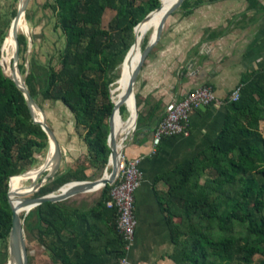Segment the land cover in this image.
<instances>
[{"label":"trees","instance_id":"1","mask_svg":"<svg viewBox=\"0 0 264 264\" xmlns=\"http://www.w3.org/2000/svg\"><path fill=\"white\" fill-rule=\"evenodd\" d=\"M161 1L54 0L49 5L56 17L54 27L61 29L64 38L60 67L49 64L43 80L30 69L25 82L40 106L49 100L69 107L76 126L84 130L87 152L35 195L90 179L89 169L101 171L107 166L109 119L114 108L111 90L121 81L120 65H129V56L123 60L135 42V27ZM219 1L183 0L174 13L188 15L201 4ZM107 10L115 15L104 26ZM144 25L137 27V36ZM5 34L0 27V241L9 238L12 226L10 179L12 189L20 173L35 162V153L49 148L48 136L33 121L22 90L3 72ZM18 43L22 58L28 48L22 32ZM19 68L25 73L24 63ZM240 85L238 99L225 100V121L213 143L159 178L167 186L161 203L173 243L170 259L175 264H264V68L245 76ZM124 110L125 104L121 114ZM142 121L140 112L137 126ZM110 187H102L101 199L89 211L70 210L64 201H47L32 208L24 218L26 237L37 240L53 264H118L125 242L117 230L116 209L106 205ZM106 214L111 225L101 241L96 225Z\"/></svg>","mask_w":264,"mask_h":264},{"label":"crops","instance_id":"2","mask_svg":"<svg viewBox=\"0 0 264 264\" xmlns=\"http://www.w3.org/2000/svg\"><path fill=\"white\" fill-rule=\"evenodd\" d=\"M169 16L138 75L135 93L143 121L130 133L123 150L127 159L141 158L142 182L135 192L137 228L129 251L133 264H175L170 259L173 243L161 203L167 186L159 178L213 143L224 124L225 100L231 91L245 76L264 68V0H222L201 4L188 15L178 12ZM127 71V67H121L120 80ZM202 85L213 89L219 103L191 111L189 136L165 138L153 153L154 132L165 105ZM127 103L130 114L131 106ZM65 138V153H86L82 134L74 140L69 132ZM107 167L108 164L104 172ZM103 170L89 169L90 179L86 180L100 178L98 173ZM101 189L80 192L61 201L70 210L89 211L101 199ZM110 225L109 214L104 220L98 219L101 241ZM41 256L43 261L53 264L49 254L42 252L38 258Z\"/></svg>","mask_w":264,"mask_h":264},{"label":"water","instance_id":"3","mask_svg":"<svg viewBox=\"0 0 264 264\" xmlns=\"http://www.w3.org/2000/svg\"><path fill=\"white\" fill-rule=\"evenodd\" d=\"M28 2L29 0H19L18 1V7L16 10V14L13 16L12 18V22L11 25L9 27V30L6 34V36L10 33L13 32L14 36H15V46H14V51H13V71L11 72V74H8L6 72L5 66L2 63V57H1V65H2V69L3 72L6 76L10 77L11 79H13L17 85L19 86V88L22 90L27 104L30 108V112L33 118V121L35 123H38L41 125V127L43 128V130L46 132L47 136H48V140H49V151H51V147H52V153H51V157L47 158L46 163L44 165H47V163H51L54 164V169L48 171L45 176L38 181V179L42 176V174L44 173L45 166H41L39 169V173L37 175V179L32 183V187L31 189L26 192L23 193L20 198H19V202L14 204L13 202V196H12V189H11V179L9 182V190H8V201L10 203L11 209H12V226L10 229V233H9V261L8 264H29L28 261V249H27V244H26V237H25V229H24V219L21 216L20 210H24L25 214H27L32 208L47 202V201H52V202H57V201H61L64 200L74 194L80 193V192H85V191H91V190H96L99 188H102L103 186L107 185V184H112L117 171H118V167H119V157H120V152L121 150H119V139L120 136L117 132V130L115 129V121H116V117H119L121 119H123V116L121 114L120 111V107L121 105L125 104L126 109L128 110L129 107H127V101L128 98L133 96L135 97L136 100V109H137V120L135 123V126L139 120V109H138V102L136 99V93H135V85H136V81L138 78V75L142 69V66L147 58V56L149 55V53L151 52V50L153 49V47L157 44V42L159 41L161 34H162V28L164 26V23L167 19V17L169 15H171L172 13H174L175 11L178 10V8L180 7L181 3L183 2V0H174L167 8H165L162 11V15L161 18L157 24V26L155 27V29L152 32V35L150 37V39L148 40L146 46L144 47V49H142L140 56L138 58V61L134 67V69L132 70L131 76L129 78V82H128V87L125 91V93L120 96L118 98V100H114L113 99V89L111 90L112 93V99L114 101V108H113V112L110 116L109 119V124H110V133H109V137H108V144L111 150L110 153V157H109V161L108 164L111 166V169L109 172H104L103 176H101L98 179L95 180H83V181H71V182H67L64 185L60 186L59 188L55 189L54 191L47 193L45 195H41V196H30V194L37 192L40 190V188L42 186H44L47 182H50L52 180H54L56 174L59 172L62 162H63V151H64V147L61 143V141L59 140V137L57 136L55 130L48 124L47 122V116L43 110V108L37 103V101L33 98V96L31 95L26 82H25V77L21 76H17L16 71H19V67H18V61H19V43H18V32H19V26L18 23L20 21V18H24L25 19V12L28 6ZM161 6H162V1H161ZM161 6L156 9L155 11L151 12L149 15H147L134 29L135 31V42L133 43V45L131 46V48L129 49V51L127 52L123 62L126 61V59L128 58L131 50L133 49L134 45L136 44L137 41V27L146 22L149 21L152 17V15L157 12V11H161ZM6 36L4 38V41L2 43V48H1V55L3 52V47H4V43H5V39ZM29 45L32 44L31 42V38L29 37ZM124 120V119H123ZM129 120V117L126 119ZM124 120V121H126ZM31 170H27L21 174H25L28 173ZM64 186H69L67 190H63Z\"/></svg>","mask_w":264,"mask_h":264},{"label":"rangeland","instance_id":"4","mask_svg":"<svg viewBox=\"0 0 264 264\" xmlns=\"http://www.w3.org/2000/svg\"><path fill=\"white\" fill-rule=\"evenodd\" d=\"M18 1L19 0H0V27H3L4 30H6V34L12 22L11 21L13 18L12 12L15 9L17 10ZM53 3L54 0H29L28 2V6L25 14L28 16L29 19H26V15H25V21L18 25L19 26L18 34L22 32L27 36V38L30 37L32 44L29 45V39H28V48L21 55L22 58L20 57V53H19L18 67H19V63H24L26 70L25 73H23L19 68L20 77L23 76L26 79L29 70L33 69L36 72V74L39 76L40 80L41 79L43 80L44 74L47 72L49 64H52L57 68L60 67V63L58 62L59 49L63 47L64 38L61 29L59 27L58 28L54 27V23L56 22V17L49 8V5ZM113 15H115L114 11L107 10L105 12V15L103 17L104 26L108 25V22L110 21ZM168 18H170V16ZM151 35H152V29L146 32L142 42V49H144L143 43L145 39L149 40ZM11 48L12 47L10 45V41L8 40L6 50L11 51ZM133 54H135V51L133 52ZM12 61L14 63L13 58L10 61L9 58H7L6 69L8 72L13 71ZM123 66L124 68H126L127 65L123 64ZM127 68H129V65ZM120 71H121V65L118 69L119 74ZM115 82H117V79ZM114 83L112 84V86L114 85ZM120 91L121 90L117 92ZM41 107L43 108L47 116L48 124L51 127H54L53 129L57 132V135L59 136V139L61 140V143L63 145L66 139L65 134L71 132L74 140H76V137L84 132V130L81 127L76 126L74 113L69 109V107H67L61 101H56V102L49 100L42 101ZM122 116L123 119L126 120L129 116V111L127 109L124 110ZM48 150L49 148L46 150L36 152L35 162L31 165V167L28 170L41 166L47 160ZM72 152L73 154L70 155L69 152L65 153V151H63V162L59 171L62 170L64 171L66 168L70 166L71 162H76L78 160H81L85 154V153L79 154V151L77 150ZM103 172L104 170L98 173V175L100 174L102 176ZM46 173L47 172L45 171L42 174V176L38 179V181H40L45 176ZM36 179L37 176L30 178L25 184V187L31 188L32 183ZM35 194L36 192L30 194V196H37ZM16 196H21V195H16ZM21 214H23L22 216L23 219L27 215L25 214L24 211H21ZM26 235H27V231H25V237ZM26 244L28 249L29 264H48L46 261H43L42 256L41 259L38 258V256H40L42 252L46 254L49 253L44 249L43 246H41V244L37 240L32 241L26 237ZM8 261H9V238L0 241V264H8Z\"/></svg>","mask_w":264,"mask_h":264},{"label":"built area","instance_id":"5","mask_svg":"<svg viewBox=\"0 0 264 264\" xmlns=\"http://www.w3.org/2000/svg\"><path fill=\"white\" fill-rule=\"evenodd\" d=\"M240 87L241 85H238L231 91L226 99L228 102H234L238 99ZM215 103H219V100L213 89L208 85L193 89L180 100H170L165 105L162 118L155 128V148L152 152H157V147L161 145L162 140L165 138L189 136L188 118L190 112ZM135 129L136 126L129 133L120 136L119 167L113 183L110 184L109 198L106 201L108 207L115 208L117 211V230L125 242V252L119 257L118 264H133L129 257V251L134 242L137 228L135 192L142 182L141 158L127 159L123 150L128 136ZM109 166L108 164L105 172H109Z\"/></svg>","mask_w":264,"mask_h":264},{"label":"bare ground","instance_id":"6","mask_svg":"<svg viewBox=\"0 0 264 264\" xmlns=\"http://www.w3.org/2000/svg\"><path fill=\"white\" fill-rule=\"evenodd\" d=\"M174 0H163L162 1V6H161V11H157L155 12L151 19L149 21H146L145 22V25L143 26V28L141 29V32L137 38V41H136V44L134 45L133 49L131 50L130 54H129V58H128V61H129V68H128V71L127 73L125 74V76L121 79L120 83L118 84L117 88H115L113 90V99L118 100V98L120 96H122L127 87H128V82H129V78L131 76V73H132V70L134 69L137 61H138V58L140 56V53L142 51V42H143V38L146 34V32L150 29H152V31L155 29V27L157 26L160 18H161V15H162V11L167 8ZM25 21L24 18H20V21L18 23V25L20 23H23ZM10 41V45H11V51H7L6 54H5V47H6V43L7 41ZM14 46H15V36L13 34V32H10L7 36H6V39H5V43H4V47H3V55H2V63L4 64L5 66V69H6V64H7V58H9L11 55H13V51H14ZM135 51V54H133V52ZM6 72L8 74H11V72H8L7 69H6ZM17 73V76L20 77L19 75V71H16ZM121 90L120 92H118L116 94L117 91ZM128 101L130 103V106H131V111H130V114H129V120H126L124 121L123 119L119 118V117H116L117 118V127L115 128L118 132L119 135L121 134H127L129 133L130 130H133L134 127H135V123H136V120H137V109H136V100H135V97L131 96L128 98ZM50 148V147H49ZM51 153H52V147H51V151H49L48 153V156L47 158H50L51 157ZM46 163V161L41 165L43 166L44 164ZM37 167V168H33L31 169V171H29L28 173H25L22 175L19 183L14 186L12 188V198H13V202L14 204L18 203L19 202V198L20 196H16V195H22L23 193H26L28 192L31 188H27L25 187V184L27 183V181L32 178V177H35L38 175L39 173V168L41 167ZM45 166V171L48 172L50 170H53L54 169V164H51V163H47V165H44ZM44 171V172H45ZM69 186H64L63 187V190H67ZM21 211H24V210H20V213Z\"/></svg>","mask_w":264,"mask_h":264}]
</instances>
